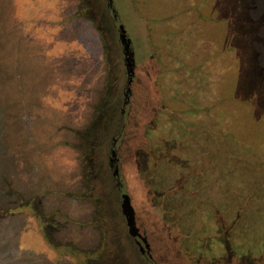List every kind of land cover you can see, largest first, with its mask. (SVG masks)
Segmentation results:
<instances>
[{"label":"rangeland","instance_id":"obj_1","mask_svg":"<svg viewBox=\"0 0 264 264\" xmlns=\"http://www.w3.org/2000/svg\"><path fill=\"white\" fill-rule=\"evenodd\" d=\"M246 3L0 0V264H264Z\"/></svg>","mask_w":264,"mask_h":264},{"label":"trees","instance_id":"obj_2","mask_svg":"<svg viewBox=\"0 0 264 264\" xmlns=\"http://www.w3.org/2000/svg\"><path fill=\"white\" fill-rule=\"evenodd\" d=\"M235 2L238 6L237 8L240 10L241 14L240 16H244L245 14V6H247L246 2H252V6L254 8H257L260 13L264 15V0H232V2ZM244 10V11H243ZM238 16V15H237ZM236 28H238V35L237 39L239 40H245L248 42L250 39L246 38L249 37V35H252L253 28L250 27V23L241 17H238V19L235 22ZM244 27V30L248 29V31L242 33V29ZM244 34V35H243ZM251 48L248 46L243 45V47L240 46L238 48L239 52V58H238V71H237V79L239 81V92L235 96V90H234V100L235 101H250L249 95L258 96V100H256V107L254 109L256 118H259L258 115L263 114L262 119L258 120L260 124L264 122V99L262 98L264 94V74L260 73L258 68L261 70L264 69V55H259V57L252 58L251 56ZM262 63L263 65H261ZM228 90V89H227ZM245 92L246 95H243L242 92ZM251 90L249 93L248 91ZM255 104V103H254Z\"/></svg>","mask_w":264,"mask_h":264},{"label":"water","instance_id":"obj_3","mask_svg":"<svg viewBox=\"0 0 264 264\" xmlns=\"http://www.w3.org/2000/svg\"><path fill=\"white\" fill-rule=\"evenodd\" d=\"M121 37H122L123 43L125 45L126 54H128V55L131 56L132 53L129 51V42L127 40L126 35L125 34H122ZM128 61H129L128 66L131 67V65H132V62H131L132 61V58L131 57L128 58ZM130 72H131V70H130ZM124 200H125V203H124L123 206L125 208V213L128 216L127 218H128V224H129V227H130V232L132 234H136V232H137L138 229L136 227V222H135V219H134V216H133V209H132V207L130 205V201H129L128 196H125L124 197Z\"/></svg>","mask_w":264,"mask_h":264}]
</instances>
